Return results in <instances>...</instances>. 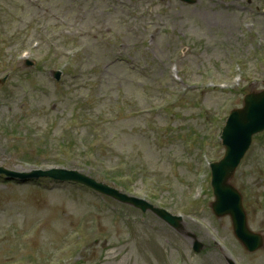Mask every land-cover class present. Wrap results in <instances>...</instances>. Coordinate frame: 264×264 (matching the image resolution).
I'll list each match as a JSON object with an SVG mask.
<instances>
[{"label": "rangeland", "instance_id": "rangeland-1", "mask_svg": "<svg viewBox=\"0 0 264 264\" xmlns=\"http://www.w3.org/2000/svg\"><path fill=\"white\" fill-rule=\"evenodd\" d=\"M5 1V0H4ZM43 4L50 8L52 14L62 23L63 28L74 36L79 37L80 42L85 43L92 53L90 58L101 63L113 64L112 59H101L98 57L100 51L109 53L106 50H99L97 46L99 45V30L102 31L101 36L104 32H108L112 40H127L132 42L135 40L138 46V52L147 54L150 57L151 63L153 65V78L154 82L160 80L163 81V86L158 88L157 91L148 90L146 93L140 90L143 83H149L143 79L136 80L133 75L125 70L122 65L112 66L109 70V74L106 76L105 88L110 95L115 96L118 92L122 93L128 98L127 102L120 105V107L125 110H136L143 107L149 106L152 103L159 101L166 92L167 84H165L164 79L167 74L168 58L171 53L176 50L177 46L172 43L168 46L163 30L158 28V21L154 22V27L149 28L148 21L153 19H160L166 22V17L175 22L176 33L187 34L188 39L185 44L190 46V52L188 53L189 63L193 68L202 66L207 70H213V62H217V58H222L223 54L221 52L222 44L227 40V38L236 31V28L232 29L228 35L213 32L211 36H204L207 31L206 26H210L208 22L205 21L202 14H210L212 18H217L220 15H215V10L213 6L209 5L206 1H201L193 7H188L186 4L179 2L178 0H173L171 2V9L165 12L163 5L159 6V10H156L153 16L147 14L139 13L132 19L123 18L120 14L121 5L116 7L115 11L108 12L107 2H90L84 0L87 3L86 8L82 11H77L71 0H42ZM9 6L7 9L10 14L9 18L6 20L7 29L10 32L17 33L23 28V24L20 21L28 20L26 15H23L24 0H7ZM22 3L24 5H22ZM169 14V15H167ZM214 16V17H213ZM20 18V19H19ZM19 19V21H18ZM115 21L116 23H114ZM107 31H103L104 28ZM129 27L133 31L134 38L129 39ZM237 27V24H236ZM156 31L155 40L151 46L146 47L143 42L145 39L149 38V34L152 31ZM220 31V30H219ZM121 36V37H118ZM179 35H177V39ZM30 40L26 42L29 44ZM165 44L167 47H165ZM195 48V49H193ZM44 49L49 53H53V48L49 47V44L44 46ZM170 52V53H169ZM3 55V54H2ZM52 60H49L47 64H38L36 70L33 73L21 74L19 80L17 78L11 85L9 89L0 88V118L3 116L17 115L18 111L21 112L22 105L21 101H28V104H32L33 107L45 108L53 107L58 100H62V104L58 106V111L63 114L62 110L67 109L68 111H73L75 109L77 97L74 92L75 89L81 91V93H90V98L96 100L93 95L92 87L85 86L83 83H79L73 86L71 89L67 90L65 93L55 92L53 83L50 81V66ZM0 64V66H2ZM49 66V69L47 67ZM123 70V73H119L118 70ZM95 85V83H94ZM69 87H67L68 89ZM255 89H260L255 87ZM129 91H133V94H129ZM46 94V95H45ZM210 96V95H209ZM241 95H238L234 103L240 105ZM208 100V97H207ZM209 107L212 109L215 107L214 101H211ZM112 106L110 101H101L99 106L102 110H105L108 106ZM217 106V105H216ZM56 107V106H54ZM228 109V108H227ZM226 111V110H225ZM179 114V122L182 125L181 133L175 137L168 134V140L166 142V147L164 150L157 148V145L150 140L148 133L143 130L142 122L130 121L123 119L116 125L109 128L110 137H114L113 141L116 146L123 150L130 160H133V164L140 163L141 166L148 165L150 169L157 171L160 180L165 181L170 176H167L169 159L176 160L179 165L181 172L177 178L171 177L173 181V190L170 196L173 197L166 199V203L171 206L177 205L181 206V196L188 190L192 178L197 172L198 164L196 160H191L183 155L182 145L180 142V136H185L186 138L192 137L194 133H203L205 130L204 124L198 118V113L196 111H190L187 109V105H184L177 110ZM190 115V116H186ZM186 116L185 120L182 118ZM33 120H40L36 116L31 115ZM43 121L47 123L49 117L42 118ZM23 144V143H21ZM4 149H8V154L11 156H17L18 153L22 154V147L18 148L12 147L8 138L0 134V156L4 153ZM18 149V150H17ZM221 150L212 151L214 157H220ZM34 159H37L35 156ZM39 160V159H37ZM10 164V163H9ZM264 165V140L261 141L257 139L255 146L253 147L251 153L245 161V170H249L253 175L249 180L240 176L238 171L233 184L240 189L243 183L249 182V187L253 191V196L245 200V204L248 207V218L249 225L252 229H257L263 226L262 215L264 212V184L258 181V173L262 172V167ZM135 188L142 191L143 188L137 183ZM241 190V189H240ZM179 196V197H178ZM83 193L80 192V196L75 202L72 195L67 191L60 190L52 193H43L38 191L31 186L28 187H14L12 185L0 186V245L4 247L6 253H1L0 258L4 255H8L9 252L17 250L21 245L19 242L20 235L27 229L33 222L42 219L49 218L50 226L46 233H43L40 244L37 246V250L41 253V246H52L63 240L64 235L71 230L69 224L75 222L77 225L78 221L85 217L90 216V213L94 211L93 207L90 205L94 198L85 199ZM213 198H205L203 206L200 207L197 214H200L204 220L208 221L219 233L220 235L229 243V245L235 251V257L239 264H264V250L256 253L255 255L247 253L240 245L239 242L231 235L229 218L226 219H216L211 214V209L209 207L210 201ZM85 202L84 207H80V203ZM64 211L66 213V219L63 220L59 217V212ZM131 217H136L137 221H142L143 228L140 230V239L142 238V232H144L145 227H149L151 235L157 237L160 243H164V239H168L171 243H176L186 250H190L191 239L186 234L178 233L177 231L168 227L167 230H161L159 223L164 224L159 219L158 224L154 223V219H151L150 214L140 216L139 213L131 209L127 211ZM151 223L150 224V222ZM64 222L65 227L62 228L59 223ZM165 225V224H164ZM156 227L159 228L160 233L156 231ZM13 232V236L6 244H1L3 242V236L7 230ZM185 231L189 233H195L200 241L205 243L204 239L199 235L197 229L189 224H185ZM105 231H110L114 234L115 228L108 227ZM203 232H205L203 230ZM125 242H123V248L129 247L127 255L124 257L125 264H156L152 254L147 255V250L152 248L153 245L150 243V236L146 237L145 240L140 242L139 250L131 248L133 242H128V237H123ZM118 245V243H117ZM206 250L200 255H194L191 260L194 264H217L211 258L218 257V253L214 250L209 249V245L206 244ZM99 248V247H98ZM13 249V250H12ZM100 249V248H99ZM110 249V248H109ZM98 257L87 264H117L115 259V251L110 249L109 251L97 252Z\"/></svg>", "mask_w": 264, "mask_h": 264}]
</instances>
